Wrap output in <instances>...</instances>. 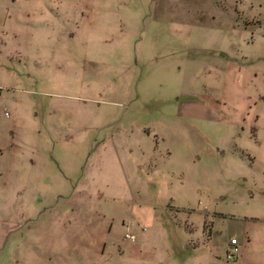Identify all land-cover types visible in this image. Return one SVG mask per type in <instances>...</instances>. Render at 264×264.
<instances>
[{
	"label": "rangeland",
	"instance_id": "rangeland-1",
	"mask_svg": "<svg viewBox=\"0 0 264 264\" xmlns=\"http://www.w3.org/2000/svg\"><path fill=\"white\" fill-rule=\"evenodd\" d=\"M220 27L234 32L239 50L236 65L224 68L223 83H216L221 98L225 94L221 117L252 120L264 106L258 101L264 97V0H0V174L23 165L26 156L41 164L42 154L58 157L52 139H75V122H111L113 128L176 116L172 104L184 99L180 75L190 85L200 82L196 69L212 55L199 48L219 41ZM126 107L134 112L123 116ZM110 110L117 113L108 116ZM178 120L189 122L177 132L195 149L185 184L199 190L191 205L204 213L217 196L225 192L230 200L240 188L238 153L254 147L253 138L248 126ZM261 144L254 155L264 158ZM234 225L228 219L222 227Z\"/></svg>",
	"mask_w": 264,
	"mask_h": 264
},
{
	"label": "crops",
	"instance_id": "crops-1",
	"mask_svg": "<svg viewBox=\"0 0 264 264\" xmlns=\"http://www.w3.org/2000/svg\"><path fill=\"white\" fill-rule=\"evenodd\" d=\"M217 32L219 41L199 48L212 55L196 69L200 82L190 85L180 75L184 99L172 104L176 116L161 115L151 123L129 120L113 128L111 122H75V139H52L58 157L51 160L42 154L41 164L36 156H26L23 165L0 174V264H264V158L254 155L264 142L259 136L264 106L252 120L221 117L225 94L221 98L216 83H223L224 68L236 65L239 50L231 37L234 32L229 36L221 27ZM154 59L155 54L146 60ZM261 76L264 79L263 72ZM258 101L264 105V97ZM132 111L126 107L121 113ZM116 113L110 110L107 115ZM190 117L208 125L248 126L253 138L254 147L238 153L240 188L230 200L225 192L217 196L204 213L191 205L199 190L185 184L195 149L177 132L189 124L178 119ZM50 161L54 169H49ZM35 163L38 168H20ZM127 219L135 224L133 231H139L135 242L125 236ZM228 219L234 228L222 227ZM232 237L238 238L241 253L227 263Z\"/></svg>",
	"mask_w": 264,
	"mask_h": 264
},
{
	"label": "built area",
	"instance_id": "built-area-1",
	"mask_svg": "<svg viewBox=\"0 0 264 264\" xmlns=\"http://www.w3.org/2000/svg\"><path fill=\"white\" fill-rule=\"evenodd\" d=\"M134 225L135 224L133 222H129L126 225L125 236L131 242H135L137 240L136 233L134 231H132V228ZM141 230L145 231L146 227L142 226ZM240 253H241V246H240V243L238 241V238L232 237L230 239L229 245H228L226 252H225V261L227 263H232V262L236 261L240 255Z\"/></svg>",
	"mask_w": 264,
	"mask_h": 264
}]
</instances>
